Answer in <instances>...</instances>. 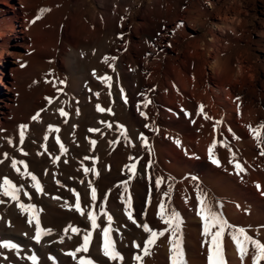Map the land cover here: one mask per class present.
<instances>
[{"label":"rangeland","instance_id":"1","mask_svg":"<svg viewBox=\"0 0 264 264\" xmlns=\"http://www.w3.org/2000/svg\"><path fill=\"white\" fill-rule=\"evenodd\" d=\"M63 8L71 22L68 43L70 57L63 67L59 59L55 58L58 53L57 44L48 45L39 41L41 44L38 42L31 52L20 59L13 55L14 49L10 46L5 55V66L0 73L1 81L4 85H8L13 79L18 83V101L8 128L9 145L15 148V153L9 157V168L12 172L18 171L12 167V162L22 161L17 166L18 172H27L30 169L28 156L24 155L28 152L27 149H36L42 156L52 148H61V144L66 149L63 153L68 161L73 163L77 154L76 145L82 140V136L87 138L84 141V169L90 171L85 173V185L89 186L86 185L88 192L85 194L83 211L86 210L87 213L88 210L95 209L99 212V243L102 245V229L109 227L108 220L105 221L102 217L105 214L112 216L111 236L123 260L113 261L108 258V263L141 264L135 258L139 255L142 257V264H150L155 251L153 248L160 242V237L157 244L150 248V254L144 255L143 247L149 233L143 230L142 225L148 224L150 228L153 226L152 229L158 232L151 219L159 217V209L149 206L151 191L144 179V171L137 167L134 173L131 170L133 159L140 158L135 157L145 143L142 137L146 138L149 146L154 144L153 135L145 134V128L150 123L146 124L147 118L139 116L140 110L150 100L153 113H156L155 107L160 105L165 108L169 117V137L173 140L172 143L166 140L165 146L169 147L170 153L164 155L165 165H168L165 166L168 186L170 183L173 187L175 182L192 180L209 188L212 181L208 174H203L207 171L209 159V146L205 139L212 127L208 123H200L196 119L198 112L195 111L212 95L211 84L200 75L202 68L210 69L214 65V60L207 56L210 50L207 45L216 42L220 49L217 52L220 60L237 69L243 65L254 85L261 89L260 81L264 79V0H28L27 14L33 24V20L41 14V9H50L36 23H44L45 30L56 35L57 21ZM217 19L224 32L220 40L212 36ZM121 34L123 39L119 38ZM2 56L0 51V63ZM106 56L116 59L105 63ZM110 65H114L115 70ZM12 68H17L19 72L13 74ZM169 69L173 72L174 88L164 85V76ZM94 71L96 75H93ZM105 74L112 77L110 89L100 79ZM143 82L145 85L142 88ZM58 88L62 92L57 91ZM96 93H99V97ZM243 95L248 98L251 96L248 92ZM46 98H52V102ZM263 102L261 99V103ZM98 104L106 110L111 109V112H99ZM60 109L67 115H61ZM183 109L188 114L190 112V133H202L205 139L199 146L205 143V148H198L197 144L184 138L185 132L180 130L184 125L181 117H173V114ZM37 113L40 114L39 119L34 121L32 117ZM21 125H28L22 144L19 139ZM155 126L153 124L151 127L156 133ZM92 129H96L99 135L96 147L92 144V134L95 132ZM214 151L217 152V148ZM124 157L130 160L128 162L131 165H118L119 160ZM52 160L53 165L58 163L57 156ZM24 164H27V169ZM95 165L98 171L93 176L91 170ZM192 177L198 179L193 180ZM8 179L11 180L10 177ZM13 184L17 186L15 182ZM92 188L97 193L95 201L91 198ZM168 190H164L161 202L174 209L171 192L168 197L164 196ZM129 195L132 201L131 211L138 214L133 219H129V208L124 203ZM190 198L186 189L183 201L189 203ZM73 219L71 215L67 216L64 227L72 226L83 234L88 232ZM191 219L182 225L187 264L186 231H195L199 225L202 227L198 213ZM61 230L56 227L53 231ZM195 233L200 239L201 233ZM95 241L97 237L92 233L89 249ZM6 243L16 245L15 248L6 250L16 251L17 254L5 250L0 253L5 254L4 258L0 255L1 263L34 264L29 258L32 252L23 253L21 246L9 240ZM169 245L170 250L171 244L168 243ZM70 252L74 250L68 252L67 264H79L80 259H91L85 253L78 252L76 256H72L69 255ZM34 257L35 264H38L40 257ZM45 264L59 263L55 256L48 254Z\"/></svg>","mask_w":264,"mask_h":264},{"label":"bare ground","instance_id":"2","mask_svg":"<svg viewBox=\"0 0 264 264\" xmlns=\"http://www.w3.org/2000/svg\"><path fill=\"white\" fill-rule=\"evenodd\" d=\"M209 1L214 2L215 0ZM27 5L28 0H0V51L3 54L0 63V73L5 66V55L10 46L13 47V55L17 59L27 55L39 41L48 45H58V53L55 58L59 59L62 64L61 67L70 57L68 54V43H70L71 22L66 9H62L58 18V32L55 35L52 31L48 32L45 30L44 23L37 24L35 22L33 25L30 22V17L27 14ZM218 22L220 20L215 24L212 36L220 40L224 32L221 29L222 25ZM207 46L210 49L207 56L214 60V65L210 69L202 68L200 75L211 84L212 95L210 99L205 100L200 105H204V113L211 119H203V114H198L196 119L202 124L208 123L211 125L212 128L208 138H203V134L200 132L190 133L189 116H180L181 113H188L185 111L186 109L179 110L172 116L181 117V122L184 125L180 130L183 133L185 132L183 134L184 138L189 139L193 144H197L198 148L205 144L203 143V145L199 146V144H202L203 139L208 142V146L214 141H218L216 148L219 155L215 152L216 150L214 154L216 157L219 156L221 164L220 166L214 165L208 159V168L203 175L208 174L212 181L209 188H204L200 183H195L192 180L175 182L171 191L174 201L173 206L179 212L183 223L191 221L192 216L198 213L199 202L196 199V191L197 185H199L202 191L207 194L208 199L218 205L222 204L219 210L232 225L247 229L249 234L264 242V155L261 154L262 149H264V135L257 139L249 128L250 125L259 127L264 122V102L261 103V99L264 101V79L260 81L261 89H257L243 65H240L237 69L233 65L221 61L219 53H217L219 46L216 42L208 43ZM18 72L17 68H12L13 74ZM172 73V69H169L164 76V85L174 88ZM204 84L206 85V83ZM144 85L145 83L143 82L142 88ZM17 91L18 83L15 79L10 81L8 85H4L0 78V186L3 185L5 177H10L17 184V187L21 189L19 202L35 205L36 209L39 210L38 215L41 226L45 229H51L52 232L51 235H45L40 242H37L34 239V224L30 225L27 222L28 216L19 208L18 202L13 201L10 197L3 196L2 188H0V200H3L0 203V253L5 252L6 248L3 245L9 240L21 246L22 252L30 251L32 255L39 256L38 264H45L48 254L55 256L59 264H67L68 252L70 250L75 251L82 245L84 235L80 230L79 234H77L72 232L70 228L64 227V219L71 215L81 228H86L88 232L94 233L97 237V241L85 254L95 264H109L108 257L103 252V245L99 243V234L101 233V226L98 224V220H100L99 212L95 209L88 210L97 216L99 227L93 229L87 215H81L80 212L75 210L76 193H79L82 210L85 209L84 206L86 204L85 194L88 192L89 185H85L87 178L84 171V164L86 163V161L84 162V150L86 149L84 141L87 138L82 136V140L76 145L77 154L73 163H71V160H69L70 162L68 161V157L65 156L64 151H61V148H52L42 156L38 154L36 149H27V156L30 161V169L27 172L37 177L39 184L43 188V194L38 192L33 186L35 182L30 175H24L25 172H12L9 168V157L15 153V148L9 145L8 128L18 101ZM245 92L250 93L251 96L248 98L243 95ZM237 97H240L239 101L236 100ZM238 104L241 105L239 109L237 107ZM200 105L195 110L198 113ZM155 109L156 113H153L151 103L147 104V106L144 103L140 110L139 116L147 118L146 124L150 123L149 127L145 126V134L147 136L153 135L152 142L154 144L149 146L147 143L146 146L144 143L141 149L139 148L141 151L137 152L135 157L140 158L133 159V162L139 170L142 169L144 171V179L151 191L149 206L157 210L159 209L164 190H168L165 178V166L167 164L165 165L164 155L170 152L169 147L165 146V142L168 140L169 143H172L173 139L171 140V137H169L171 124L169 123V117L165 113V108L158 105ZM238 112L241 114L238 115ZM142 113L146 115H142ZM218 120L223 121V123L217 125L215 122ZM152 123L156 125V133L153 132ZM95 125L98 126L97 123ZM98 136V131L92 134V141H95V147L98 143ZM155 141H157V144ZM204 148L201 149L205 150ZM56 156L58 163L53 165L52 159ZM198 156L200 155L198 154ZM121 159V161L119 160L120 164L116 162L119 166L127 163L131 165L127 157ZM236 162H239L245 169L243 173H238L235 168ZM96 165L95 168L92 166L91 173L93 176L98 171ZM158 177L164 178L159 188L155 186V180ZM186 189L191 197L189 203L183 201V194ZM84 212L86 213V210ZM158 213L159 215L156 214L159 217H154L156 219H151L152 222H150L158 229V232L165 231V235L159 238L160 242L156 243L157 246L153 248L155 251L152 258L150 257L151 262H149L150 264H171V249L169 250L170 245L168 246L171 236L167 232V226L160 219V210H158ZM135 214L138 215L136 211H133L132 215L134 216ZM107 216L105 214L102 218L107 221ZM55 218L58 220H55ZM56 227L62 230L59 232L53 231ZM65 229H68V231L66 232ZM195 231L201 233L200 239H198ZM195 231H186L187 261L189 264H207V248L203 243L202 227L199 225ZM224 248L227 264H253L251 252L241 260L234 242L227 234L224 238ZM7 250L17 254L16 251ZM23 253L19 254L25 256ZM30 255L29 258L31 259L33 256ZM2 256L4 258L5 254ZM3 263L0 261V264ZM260 264H264V261H260Z\"/></svg>","mask_w":264,"mask_h":264},{"label":"snow or ice","instance_id":"3","mask_svg":"<svg viewBox=\"0 0 264 264\" xmlns=\"http://www.w3.org/2000/svg\"><path fill=\"white\" fill-rule=\"evenodd\" d=\"M50 11V9H41V14L38 15L34 20L33 23L36 22V20H39L41 18V15L44 13ZM182 26V25H181ZM120 39H123V34L120 35ZM115 60V57L109 58L104 57V62L108 63L109 60ZM24 65H22L23 67ZM114 69V65H110ZM93 75H96L95 71L93 72ZM102 82L105 83V85L110 89L111 88V80L112 77L108 75H104L102 78ZM50 82V81H49ZM59 83L63 84V81H59ZM57 91L62 92V89H57ZM97 97H99V93H96ZM49 100V102H52V98H46ZM237 101L240 100V97L236 98ZM125 102L126 97H125ZM151 101H146L145 106L147 104H150ZM238 109L241 107V105H237ZM97 110L99 112H105L108 111L111 112V109H105L101 107L99 104L97 105ZM60 113L63 116H66L67 113L64 112L63 109H60ZM203 114V119L209 120L211 117H209L206 113H204V105H200L199 113ZM241 113L238 112V115ZM39 113H37L35 116L32 117V119L38 120L39 119ZM142 115H146L145 113H142ZM190 117V114L186 113ZM195 123V121H192ZM217 125L222 124L223 121H216ZM111 127V125H109ZM28 128V125H21L20 126V134L19 139L20 143L22 144L25 139V130ZM250 131L257 137V139H260L262 135H264V122L261 123L259 127H253L249 126ZM55 131H58V129H55ZM92 131H96V129H92ZM231 131V129H229ZM142 139L145 140V145L147 146L146 138ZM58 141V138H57ZM179 144L180 141H177ZM218 141H214L208 148L209 153V159L211 163L214 165L220 166L221 162L218 157L214 154V149L217 147ZM92 144H95V141H92ZM61 151H66L63 144H61ZM262 155H264V149H262L261 152ZM24 155H27V153H24ZM235 159V158H234ZM23 163L22 161H16L13 160L12 167L14 169H18V165ZM24 168L27 169V164H24ZM136 165H131V170L133 173L135 172ZM235 168L237 169L238 173H243L245 169L243 166L239 163H235ZM85 173L89 172L90 169L85 168ZM24 175H30L31 179L35 182L34 187L37 189L38 192L43 194V188L39 184V181L37 177L31 173L25 172ZM193 180H197L198 178L192 177ZM164 181L163 177H158L155 180V186L159 188ZM259 187V185H257ZM2 188V194L3 196L10 197L13 201L18 202L19 208L27 214L28 220L27 222L31 225L34 224L35 226V236L34 239L37 242H40V240L45 235H51L52 230L51 229H45L41 226V222L39 219V210L36 209L35 205L32 204H24L22 202H19V192L21 191L20 188H18L11 180H9L7 177L4 178L3 185L0 186ZM168 192L164 193L165 197L169 196V193L172 191V184L170 183L168 186ZM125 190L127 191V184H125ZM76 201H75V210L80 212L81 215H87V218L91 221V225L93 229H96L99 227L97 224V216L91 211H88L85 213L81 209V201L79 193H76ZM91 198L93 201L97 199V193L96 189L92 188L91 191ZM196 199L199 202L198 207V215L200 216L202 220V236L204 237V245L207 248V264H227L226 257H225V248H224V238L227 234L230 236L231 240L234 242L241 260H243L250 252L253 256V264H260V261H264V242H262L259 238L254 237L253 235L249 234L248 230L243 227H238L232 225L227 218L223 215V213L219 210L222 207V204L218 205L216 202L208 199L207 194L202 191V189L197 185V191H196ZM3 200H0V203H2ZM124 203L128 205L129 211H128V217L129 219H133L132 215V201L130 195L125 199ZM160 210V219L163 221L164 225L167 226V231L171 236L170 244H171V264H187L185 259V251L183 247V232H182V225H183V219L181 218L179 212L175 211L174 209L166 207L165 203L161 202L159 205ZM109 227L103 228V252L106 257L109 259L115 261L117 259L123 260V256L121 253L116 249L115 241L113 240L111 236L112 229L110 227L112 223V216H107ZM135 222V221H133ZM143 230L146 233H149V237L147 241L145 242V245L143 247V253L144 255L150 254V248L155 245L158 237L164 236L165 231H154L152 228L149 227L148 224L142 225ZM72 232L79 234V230L76 228H73L72 226H69ZM67 232L68 229H65ZM92 239V232H86L83 235V243L80 247H78L74 252H70L69 255L76 256V253H86L89 251V246ZM5 248H15L16 245L5 243L3 245ZM139 248L140 245H137ZM137 261H141L142 264V257L137 255L136 257ZM34 264L36 261V257H31ZM79 264H94V262L91 259H80Z\"/></svg>","mask_w":264,"mask_h":264}]
</instances>
